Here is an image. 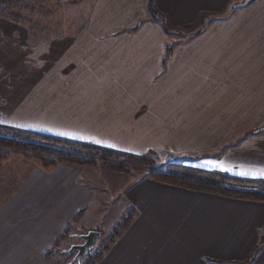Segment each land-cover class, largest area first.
I'll return each instance as SVG.
<instances>
[{"label":"crops","instance_id":"obj_1","mask_svg":"<svg viewBox=\"0 0 264 264\" xmlns=\"http://www.w3.org/2000/svg\"><path fill=\"white\" fill-rule=\"evenodd\" d=\"M144 1L109 0L103 5L101 0H95L91 8L92 15L88 20V29H94L95 34L93 37L85 38L80 44L81 56L88 58L85 59L86 61L103 55L109 58L106 63L111 61L110 57L113 61L118 58L119 65L123 58L135 61L130 62V69L121 66L113 77L139 76L147 80L146 83L148 79L152 82L157 76L163 78L164 84L154 87L156 90L159 87L161 94L159 99H155L156 103L159 101L164 105H151L146 113L135 110L129 115L136 120L135 129H130L127 135L124 134L122 137L124 140L119 139L105 146L137 155L149 150L178 153L217 148L221 140L215 138L217 140L212 143L214 140L212 134H217V130L210 128L213 132L211 133L207 128H203L206 126L204 123L202 125V116L200 115V119L194 118L191 111H187L186 108L184 110L183 105H202V93L208 85L214 87L215 90L211 93L216 96V102L220 103L221 109L228 110L235 91L238 90L242 95L249 94L250 81L245 80L249 78L247 74L249 69L248 66L240 67V64L250 60V57L257 53L250 52V47L253 50L257 46L264 48V0L253 1L252 5L235 10L234 15H243L242 26L234 27L231 19L222 23L216 22L213 26H219L215 28L209 26L203 33L209 37L203 40L196 39L195 42L198 43L195 47L193 43L188 44V47L178 44L164 69L161 61L166 39H163L164 33L158 24L145 22L140 38L100 36L102 32L115 31L119 28L113 33L118 35L117 33L123 28L131 27L130 25H133L139 17L145 15ZM219 1L155 0L159 11L167 17L171 26L195 20L197 13L205 8L217 11L219 6L228 0ZM123 6L125 10H119ZM123 22L129 26L125 27V24L122 25ZM250 29L253 31L249 38ZM229 32L234 35H228ZM252 33H255L254 37ZM149 34L151 36L146 37ZM238 35L241 37L243 35L247 39L240 43ZM62 37L64 36L50 37L47 40L31 43L26 27L7 18H1L0 55L3 57L1 56L0 60L8 59L10 64L12 56H16V60L24 61L26 45H37L39 50L40 47H51L56 42L64 40ZM124 42H126L125 47L122 49ZM139 45L145 46L142 49L147 52L144 53L145 58L139 57L136 51ZM114 46L118 47L113 48ZM156 47H161L160 54L153 53ZM189 47H193L192 51L197 52L196 55L180 54L182 50L188 52ZM245 49L247 53L243 54ZM127 50L136 54L133 55V60L127 55ZM192 60L202 64L212 63L210 65L216 70L208 72L205 69H197V66L187 63ZM137 62L149 64H141L136 70ZM172 63L179 66L171 68ZM8 69L13 72L16 70L14 67ZM118 71L123 74L119 75ZM137 72L140 74L138 75ZM207 78L209 81L203 80ZM258 87L257 93L260 89L264 92V81L258 84ZM225 100L228 104L221 106ZM248 111V105H234L232 113L236 116L231 119H242V121L233 123L231 120L228 125L240 126L248 123L246 116ZM3 112L6 116H10V121L0 122L1 124L48 133L20 126L23 123L14 122L18 120L17 116L21 117L20 115ZM3 117L1 116L2 119ZM263 120L264 117L261 118V121ZM52 135L93 141L69 135ZM217 151L220 154L213 152L208 158H200L202 161L196 167L209 159L208 165L203 163L205 168H199L211 170L212 163L216 162L223 165L220 167L223 172L225 168L231 169L225 171L231 175L264 178V175L260 174L264 172V132L242 134L234 144L223 150H219L218 147ZM73 166L75 165L59 164L53 169L45 170L43 174L38 173V181L34 184L26 181H30L34 168L32 163L28 166L31 170L25 180L18 181L12 193L4 198L0 196V264H58L56 259L52 258V254L55 253L53 248L69 225L79 223L84 229L98 228L96 224L84 222L83 215L94 193L87 186L81 185L78 177L63 176L49 182L52 172L59 169L64 172L74 171L77 167ZM242 172L249 174L242 175ZM32 186L35 188L34 198L22 200L16 196L22 190L29 196ZM125 197L128 202L126 211L134 209L133 217L96 264H264V201L232 198L187 189L162 183L150 177H142L134 181L127 188ZM21 203L24 208L21 207Z\"/></svg>","mask_w":264,"mask_h":264},{"label":"rangeland","instance_id":"obj_2","mask_svg":"<svg viewBox=\"0 0 264 264\" xmlns=\"http://www.w3.org/2000/svg\"><path fill=\"white\" fill-rule=\"evenodd\" d=\"M63 1L67 0H17L4 10L0 8V19L7 18L27 29L28 25L32 24L36 19L46 20L51 28L55 27V30H58L57 27L63 30L71 29L74 27L73 23L69 20L71 13L60 6ZM107 1L109 0H101V3L104 5ZM242 1L243 0L225 1L219 6L217 11L208 8L202 9L195 16V20L188 23L186 22L176 26H171L168 23V27L174 30L175 33L163 34V39H166L165 44L168 41H173V54L178 44H184L188 47V44L191 45L193 43L195 47V44L198 43L195 42L196 39L203 40L205 37H209L207 35L205 36L203 33L209 26L212 28L219 26H213L216 22L222 23L231 19V23H233L234 27L242 26L243 15H234L236 9L234 10L235 12H230V7L233 2L237 3ZM256 1L257 0H254V2ZM252 4L250 3V5ZM155 7L157 11L161 13L156 2ZM121 9L124 11L125 6L119 8V10ZM91 11V9L89 12L87 11L89 14L84 32L82 31L74 35L65 33L62 35L64 36L62 37L64 40L56 43L53 42L55 44L51 47H40L39 50H37V45H26L24 61L16 60V56H12L10 64L8 59L0 60V122L10 121V116H6L3 112L8 111L10 114H18L21 116H17L18 120L14 121L19 124L23 123L20 126L52 134L61 135L60 133H69L71 134L69 136L83 137L89 140L92 139L94 142H91L94 144L105 146V144H110L119 139L124 140L122 138L124 134L127 135L130 129H135L136 120L129 116L133 114L135 110L136 112L146 113L151 105L163 104V102L159 101L156 103L155 99H159L161 94L159 93L160 88L157 87L156 90V87H154V85L158 86L163 83L162 76H157L152 82L148 79V83H146L147 80L145 81V79L139 76V78L124 76L113 77V74L116 75L117 70L120 69L121 66L130 69V62H135L133 60L134 51L129 52L127 50V55H129L133 61H129L130 58H123L120 65L119 62H117L119 61L118 58L113 61L110 57L111 61L106 63L109 59L107 55H103L99 58L95 57L90 61H86L88 58L81 56L82 51L80 49V44L82 40L93 37L95 34L94 29H88V20L92 15ZM221 14H228V16L218 21L216 17ZM146 17L147 12L145 10V15L139 17L133 25H130L131 27L136 26V30L133 34L125 33L122 28V30L117 33L118 35L113 34L119 30L118 28L115 31L108 30L102 32L100 36L123 37L124 39L129 37L140 38L142 26L145 24V22L142 24L140 22L144 21ZM124 24L123 22L122 25ZM126 26L129 25L125 24V27ZM221 27L224 28L225 26L221 25ZM212 28L209 30L210 32ZM177 31H182V33H178ZM195 31L200 32L191 35V33ZM252 31V29L249 30V38ZM254 34L255 33H252L253 37ZM228 35L233 36L234 34L229 32ZM150 36L149 34L146 37L149 38ZM238 36L240 43L247 39V37L243 35L242 37L241 35ZM261 41L263 40L261 39ZM169 42L167 45H170ZM125 43L126 42L122 44V49H124ZM204 43L206 44L205 41ZM117 47L118 46H114L113 48ZM144 47L145 46L139 45L136 49L141 58H145L144 53H147L142 50ZM67 48L69 50H67ZM156 48L157 49L154 50L153 53L160 54L161 47ZM251 48L252 47H250V52L257 53H251L254 54L250 57L251 59L243 61L242 65L240 64V67L247 68L248 66L249 69L247 73L249 74V78L247 77L245 79L250 81L248 87L249 94L242 95L238 90L235 91L232 97V103L228 105L230 106L228 110H226V108L221 109L220 103L216 102V96L211 93L214 92V87L208 85L207 88H204L205 90H203L202 93V105H183L184 110L186 108L187 111H191L194 118L200 119V115L202 116V125L204 123V126H206L203 128H207L211 133L213 132L210 128H215V130H217L218 136H215L217 135L215 133L212 134V138H214L212 143L217 140L215 138L221 140L218 142L219 145L217 148L199 152L184 151L178 153L153 150L155 152L148 151L144 153V156L148 157L144 160L104 156L105 159L100 161L97 157L94 165L73 166L77 167L74 171L64 172L62 169H59L52 172L53 174L51 173L50 183L63 176L72 178L78 177V182L81 183V185L87 186L91 192L94 193L90 198L91 203L86 212L84 211L85 215H83L85 218L84 222L93 225L96 224V227H98L97 230L101 234L96 240L92 250H98L102 244H105L112 228L122 222L127 215L128 212L126 210L128 202L125 197V192L138 178L148 177L146 174L150 173L151 170L177 172L178 168H173L172 166L176 167L178 164L186 167L198 166V164L201 163L200 161H202L201 159L208 158L211 153L218 152L217 154H220L217 150L221 144L224 143L225 145V143L234 142L236 139H239L243 133L244 135L255 134L257 132L254 131L262 127L264 124V120L261 121V118L264 117V92H261L262 90L260 89L257 93V90L259 89L258 84H262L264 81V48H259L258 46L254 48V50ZM6 49L8 50V48ZM188 49V52L182 50L180 54H190V56L192 54L196 55L197 52L194 53L192 51L193 47H189ZM164 50L165 48L163 47V52ZM242 53H247V49L243 50ZM1 56L2 55H0V57ZM187 63L197 66V69H205V71L208 72H212L215 69L214 66H211L212 63H210L211 65L205 62L202 64L196 60ZM141 64L149 63L140 62L138 64L137 62L138 68L136 70L141 67ZM86 66H88V68ZM176 66H179V64H171V68ZM9 67H14L16 69L15 72L9 70ZM118 72L119 75L123 74V72ZM137 74L139 75L140 73L137 72ZM239 77L241 76L239 75ZM203 80L209 81L208 78ZM226 101L227 100H225L221 106L227 105L228 103L226 104ZM234 105L249 106L248 115L245 114L248 116V123L240 126L228 125V122L232 120L231 117L235 118L236 116L232 113ZM1 116H4L3 119ZM238 120L239 122L242 121V119ZM238 120L235 119L232 120V122L235 123ZM214 123H216V127ZM81 130H83V132H81ZM263 132L264 131H260L259 133ZM201 154L203 155L201 156ZM195 156L197 158H194ZM32 163L34 168H32L31 178L30 181H26L35 184V182L38 181V173L43 174L46 171L41 169L34 161L25 159L19 155H14L0 164V196L2 198L14 191L18 181L21 179L25 180L26 175L31 170L28 166L32 165ZM203 163L208 165L210 163L209 159L205 160ZM203 163L199 167H203ZM170 164L172 166H169ZM213 164L218 163L215 162L212 163V165ZM212 168L211 170L214 171H222L220 167L213 166ZM181 174H185V172L183 171ZM16 196L22 200L34 198L35 188L32 186V191L29 193V196H27V192L24 190L19 191ZM22 204L23 203H21V207L24 208ZM33 207L34 206H32V208ZM79 225V223H72L69 225L53 248L55 253L52 254V258L53 260L56 259L58 264H77L76 261L72 260V255L66 254L64 250L68 249L71 244L81 242L76 235L85 233L88 229L81 228ZM83 260L84 259H82V261Z\"/></svg>","mask_w":264,"mask_h":264},{"label":"trees","instance_id":"obj_3","mask_svg":"<svg viewBox=\"0 0 264 264\" xmlns=\"http://www.w3.org/2000/svg\"><path fill=\"white\" fill-rule=\"evenodd\" d=\"M16 1L17 0H0L1 10L10 7V5L14 4ZM94 1L95 0L63 1L60 6L64 7L71 13L69 20L73 23L74 27L65 30L57 27L58 30H55V27L51 28L46 20L36 19L32 24L28 25L29 41L31 43H36L38 40H47L50 37H60L65 33L78 34L82 32L87 24V17L89 14L87 11H90ZM240 3L241 2H233L230 7V12L241 7ZM144 8L147 12V17L144 21L140 22L141 24L143 22L158 24L163 33H175L174 30H171L168 27L166 17L157 11L155 0H145ZM226 16H228V14H221L216 18L222 20ZM135 30L136 26L123 28V31L128 33H133ZM177 32L182 33V31ZM199 32L200 31H195L191 33V35L198 34ZM168 42H166L164 46L165 50L161 61L163 69L173 51V41L169 42L170 45H167ZM232 144H234V142H228L225 143V145L223 143L219 146V150H223ZM149 152L155 151L149 150ZM14 155H19L25 159L34 161V163L43 170L53 169L59 164H70L75 166L94 165L97 157L98 160L102 161L105 159L104 156L116 158L127 157L128 159L134 160H144L148 158L144 156L145 154L137 155L108 146L97 145L93 142L60 137L0 123V164L4 163ZM202 155L203 154H201V156ZM194 158L197 157L195 156ZM169 166L172 165L170 164ZM172 167L178 168V171L170 172L151 170L146 176L159 182L187 189L206 191L232 198L264 201L263 179L239 177L226 172L208 170L196 166L186 167L178 164V166L176 165V167ZM183 171L185 174H181ZM127 212L128 213L123 221L112 228L111 232L108 234L106 243L102 244L98 250L90 251L83 258L84 260L81 264H96L106 249L122 233L125 226L133 217L134 209H129Z\"/></svg>","mask_w":264,"mask_h":264},{"label":"water","instance_id":"obj_4","mask_svg":"<svg viewBox=\"0 0 264 264\" xmlns=\"http://www.w3.org/2000/svg\"><path fill=\"white\" fill-rule=\"evenodd\" d=\"M254 0H243L240 5L246 6ZM264 131V124L254 132ZM100 232L96 229H90L85 233L77 234L76 237L81 239L80 243L71 244V246L64 250L66 254L72 255V260L80 264L82 259L94 248L96 240L100 237Z\"/></svg>","mask_w":264,"mask_h":264},{"label":"snow or ice","instance_id":"obj_5","mask_svg":"<svg viewBox=\"0 0 264 264\" xmlns=\"http://www.w3.org/2000/svg\"><path fill=\"white\" fill-rule=\"evenodd\" d=\"M61 135H71V134H69V133H60ZM75 138H83V137H75ZM97 142H99V141H97ZM212 166H214V167H223V165H219V164H213ZM225 171H231V169H229V168H225L224 169ZM242 175H248L249 173H246V172H242L241 173ZM261 175H264V172H261L260 173Z\"/></svg>","mask_w":264,"mask_h":264},{"label":"flooded vegetation","instance_id":"obj_6","mask_svg":"<svg viewBox=\"0 0 264 264\" xmlns=\"http://www.w3.org/2000/svg\"><path fill=\"white\" fill-rule=\"evenodd\" d=\"M81 240V239H80ZM72 256H73V254H72Z\"/></svg>","mask_w":264,"mask_h":264}]
</instances>
